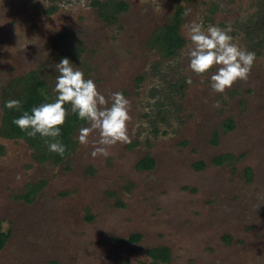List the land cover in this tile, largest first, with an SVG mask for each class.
<instances>
[{
    "label": "rangeland",
    "instance_id": "obj_1",
    "mask_svg": "<svg viewBox=\"0 0 264 264\" xmlns=\"http://www.w3.org/2000/svg\"><path fill=\"white\" fill-rule=\"evenodd\" d=\"M91 1L0 0V124L2 95L18 76L37 70L57 96L63 58L107 106L122 93L130 117L128 142L112 146L99 145L96 131L81 144L77 129L59 166L0 137V222L11 234L0 264H151L158 247L171 250L160 264H264V0H115L127 6L117 18ZM179 6L187 44L163 59L148 43ZM194 23L219 27L255 54L246 80L217 93L219 65L189 68ZM230 119L235 128L224 129ZM98 147L107 155L93 156ZM224 154L236 156L233 165L213 162ZM146 156L155 167L138 170ZM41 181L33 203L18 198Z\"/></svg>",
    "mask_w": 264,
    "mask_h": 264
},
{
    "label": "clouds",
    "instance_id": "obj_2",
    "mask_svg": "<svg viewBox=\"0 0 264 264\" xmlns=\"http://www.w3.org/2000/svg\"><path fill=\"white\" fill-rule=\"evenodd\" d=\"M190 46L185 53L189 58V68L197 73L209 72L219 65L211 75V87L217 93H224L237 80H246L251 71L255 54L242 50L232 43V37L219 27L194 23L189 30ZM55 68L59 75L56 77L54 92L57 93L54 102L44 103L24 112L12 122L29 137L39 134L41 137L52 138L55 142L48 144L51 152L63 155L65 146L57 139L61 135L60 126L65 123L68 111L65 104L71 105V111L77 113L81 120L89 123L81 127L78 140L81 144L88 143L90 133H99L98 144L112 146L118 142H128L127 123L130 119L128 101L120 92L111 94V106L102 95L92 79H85L78 68H74L68 58H63ZM191 83V80L188 81ZM21 102L12 99L6 102L8 109H18ZM47 143V141H46ZM97 153L107 155V147H98Z\"/></svg>",
    "mask_w": 264,
    "mask_h": 264
},
{
    "label": "trees",
    "instance_id": "obj_3",
    "mask_svg": "<svg viewBox=\"0 0 264 264\" xmlns=\"http://www.w3.org/2000/svg\"><path fill=\"white\" fill-rule=\"evenodd\" d=\"M91 6L99 10L101 13H110L114 18L126 11L125 2H117L115 0H92ZM185 7L179 6L169 16L165 25L159 27L149 40V47L159 52L161 58L172 59L180 54L187 44L186 39L181 34V28L184 22ZM16 99L21 102L18 109H8L5 107L7 101ZM56 96L51 93L50 86L44 80L37 70H32L23 76L14 78L2 95V117L0 124V137L5 140L23 141L33 151V157L40 164H53L59 166L64 163L73 153V135L77 129L86 124V120H81L77 113H73L68 109L65 123L60 126L61 135L57 138L66 148L63 155L49 150L48 144L55 142L52 138L41 137L37 134L35 137H29L26 131L21 130L13 124V120L19 118L24 112L31 114L34 107H38L44 103L54 102ZM164 120V119H163ZM224 129L233 130L235 128L234 121L228 120L223 124ZM219 133H215L214 143L218 144ZM47 141V143H46ZM3 152H1L2 154ZM236 156L233 154H224L216 157L213 162L217 166L226 163L233 165ZM155 160L151 156H146L137 165L138 170H152L155 167ZM197 170L205 168L204 162L195 165ZM249 180H252L251 170L247 171ZM45 182L41 181L28 185L27 191L18 198L27 203H33L37 195L44 188ZM10 232H5L0 222V251L7 245ZM131 242H139L141 235H133ZM148 256L152 260L151 264L168 263L171 259V250L168 247L151 248Z\"/></svg>",
    "mask_w": 264,
    "mask_h": 264
}]
</instances>
